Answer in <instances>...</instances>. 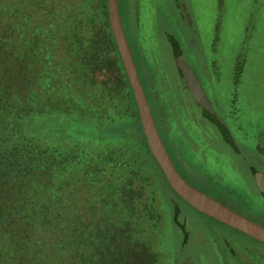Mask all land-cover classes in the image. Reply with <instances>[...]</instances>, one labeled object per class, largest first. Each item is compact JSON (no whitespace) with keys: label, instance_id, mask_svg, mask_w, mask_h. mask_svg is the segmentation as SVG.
I'll use <instances>...</instances> for the list:
<instances>
[{"label":"trees","instance_id":"obj_1","mask_svg":"<svg viewBox=\"0 0 264 264\" xmlns=\"http://www.w3.org/2000/svg\"><path fill=\"white\" fill-rule=\"evenodd\" d=\"M87 115L115 131L71 133ZM159 174L107 0H0V264H161Z\"/></svg>","mask_w":264,"mask_h":264},{"label":"rangeland","instance_id":"obj_2","mask_svg":"<svg viewBox=\"0 0 264 264\" xmlns=\"http://www.w3.org/2000/svg\"><path fill=\"white\" fill-rule=\"evenodd\" d=\"M162 1L139 0L138 6V0H120L123 24L162 138L172 149L182 175L195 187L228 202H245L264 223V194L255 189V177L242 161L243 147L264 170L260 164L264 156L257 149L264 142V0H192L195 14L189 21L194 26L189 24L177 35L183 46V32L193 35L200 31L203 38L209 77L203 82L214 109L198 117L186 112L189 99L175 89L180 81L176 80L168 39L165 15L169 11ZM170 25L179 31V24ZM115 77V70H104L97 81H114ZM112 109L115 117L128 113L120 104ZM71 122L69 131L88 140L115 131L96 124L90 115ZM156 187L162 223L155 238L154 234L151 237L161 264H264L263 243L199 212L160 174Z\"/></svg>","mask_w":264,"mask_h":264},{"label":"water","instance_id":"obj_3","mask_svg":"<svg viewBox=\"0 0 264 264\" xmlns=\"http://www.w3.org/2000/svg\"><path fill=\"white\" fill-rule=\"evenodd\" d=\"M107 5L111 31L121 56L123 68L127 73L129 83L133 90L144 134L147 138L151 153L163 171L170 186L182 199L196 208L199 212L264 244L263 224L239 213L217 198L192 185L174 164L157 126L145 88L142 84L134 55L126 36L119 8V0H107ZM175 52L177 55L178 67L188 72L192 89L198 100L206 102L207 98L196 76L183 62V58L177 46H175ZM255 175L258 181L259 191L264 194V189L262 187L264 175L260 172H256Z\"/></svg>","mask_w":264,"mask_h":264},{"label":"flooded vegetation","instance_id":"obj_4","mask_svg":"<svg viewBox=\"0 0 264 264\" xmlns=\"http://www.w3.org/2000/svg\"><path fill=\"white\" fill-rule=\"evenodd\" d=\"M137 1V0H136ZM162 4L165 8V11H169V13L165 15L166 17V21H167V24H168V27H169V34H168V39H169V43H170V48L172 50V54H173V59H174V66H176V72H177V75H176V80L180 81V83H176L175 84V89L178 93L180 94H183L182 96L187 98L189 100H187L188 102L185 101L186 103V112L188 114H191L192 116L193 115H196L197 117L200 116L203 111L205 112H210L209 110L213 107L212 106V103L210 104L209 102V94L205 88V85H204V82H203V79L207 80L209 77H208V74H207V70H208V63H207V57L205 56V54H203V47H202V41H203V38H201V33L199 31L198 34H191V33H187V32H183V36H182V40L184 41L185 43V46H183L181 44V41L179 40L178 38V34H180V30H182L183 28H186L185 30H187V28L191 25V26H194V24L192 23V21H189L191 20V18L194 17V6L192 4V0H163L162 1ZM138 6H139V0H138ZM119 7H120V10H121V4H120V0H119ZM160 10V9H159ZM176 18V19H174ZM194 19V18H193ZM170 22H175L177 24L180 25V29L179 31H174L172 28H171V25H170ZM190 24V25H189ZM124 25V24H123ZM196 25V23H195ZM125 28V32H126V36H127V39L129 41V44L131 46V49H132V52H133V55H134V59H135V62H136V65H137V68H138V71H139V75H140V78H141V81H142V84L145 88V91H146V94H147V98L149 100V103H150V106H151V109H152V112H153V115H154V118L156 120V123H157V126L160 130V127L158 125V122H157V115H156V112H155V108H154V104L151 100V96L149 95V92H148V89H147V86H146V83L144 82L141 74H140V66H139V62H138V58L136 57V53L134 51V47H132L131 45V41L128 37V32L126 31V27L124 26ZM172 30V32H171ZM202 40V41H201ZM175 46L178 47L180 53H181V56L183 58V62L185 63L186 66H188L192 72L194 73V75L196 76L200 86H201V89L203 90L206 98H207V101L206 102H203V101H200L198 100L194 90L192 89V85H191V82H190V79H189V75H188V72L186 70H182L178 67V63H177V55H176V52H175ZM204 63V64H203ZM214 109V107H213ZM160 133H161V130H160ZM219 133V132H218ZM162 134V133H161ZM165 144H166V147L172 157V160L174 162V164L176 165L177 168H179L178 166V163L177 161L174 159V156H173V152H172V149L170 148V146L168 145V143L165 141V139L163 138ZM242 150H243V157H242V161L244 162V164L250 169L251 173L254 175V177L256 176V172H259V171H262L264 172V170L262 168H258L257 165H256V160L253 159V155L252 153H247L243 147H242ZM260 164H263L264 165V160H262V162L260 161ZM179 170V169H178ZM183 176L187 179H188V176L184 175ZM253 182H254V185H255V189L257 191H259V187H258V181L256 178L253 179Z\"/></svg>","mask_w":264,"mask_h":264}]
</instances>
